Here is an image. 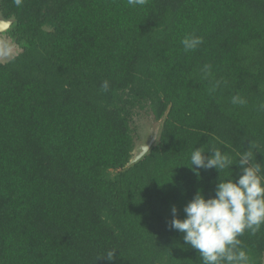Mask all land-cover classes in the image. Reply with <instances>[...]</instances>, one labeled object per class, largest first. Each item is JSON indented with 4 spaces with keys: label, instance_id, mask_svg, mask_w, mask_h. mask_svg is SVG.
I'll return each mask as SVG.
<instances>
[{
    "label": "trees",
    "instance_id": "trees-1",
    "mask_svg": "<svg viewBox=\"0 0 264 264\" xmlns=\"http://www.w3.org/2000/svg\"><path fill=\"white\" fill-rule=\"evenodd\" d=\"M0 13L13 19L0 33L12 48L0 59V264H202L171 210L185 218L198 190L210 198L238 171L197 175L195 148L236 159L254 140L264 163V0H0ZM190 34L203 44L185 52ZM140 111L158 133L127 165L148 137L132 126ZM240 239L264 264V226Z\"/></svg>",
    "mask_w": 264,
    "mask_h": 264
},
{
    "label": "clouds",
    "instance_id": "clouds-1",
    "mask_svg": "<svg viewBox=\"0 0 264 264\" xmlns=\"http://www.w3.org/2000/svg\"><path fill=\"white\" fill-rule=\"evenodd\" d=\"M14 3L19 7L23 0H14ZM146 3L147 0H127L131 7ZM181 44L185 52L195 51L203 44V38L195 34L186 35ZM11 51L10 44L0 41V55L8 56ZM203 71L210 74L211 65L205 64ZM109 87V81L104 80L101 88L108 91ZM231 103L243 105L246 101L237 94ZM259 108L264 110V104ZM246 142V150L238 152L236 159L216 147L207 151L203 147L195 148L190 154L191 166L188 167L197 175L201 168H215L219 173L232 169L233 165L238 168L236 175L233 176L232 171L228 179H220L219 176L214 196L205 198L198 190L183 209L185 218H178L175 206L171 210V228L182 233L184 242L197 250L202 264H251L240 237L245 232L255 234L264 226V163L256 159V152L261 153L260 144L254 140ZM116 251L109 250L106 258L112 261Z\"/></svg>",
    "mask_w": 264,
    "mask_h": 264
},
{
    "label": "rangeland",
    "instance_id": "rangeland-1",
    "mask_svg": "<svg viewBox=\"0 0 264 264\" xmlns=\"http://www.w3.org/2000/svg\"><path fill=\"white\" fill-rule=\"evenodd\" d=\"M1 57L3 59L7 58V57H4L3 55H0V59H2ZM132 126L136 130L137 140L140 143V141L142 142V140L145 139L146 135L150 136L152 134V130H154L157 126H159V122L153 120L149 112L140 111V112H137L136 115L134 116Z\"/></svg>",
    "mask_w": 264,
    "mask_h": 264
},
{
    "label": "water",
    "instance_id": "water-1",
    "mask_svg": "<svg viewBox=\"0 0 264 264\" xmlns=\"http://www.w3.org/2000/svg\"><path fill=\"white\" fill-rule=\"evenodd\" d=\"M13 22L12 18H4L0 13V33L5 31ZM158 126L153 130L152 134L148 136L145 141L141 144H138L135 146V148L132 150V156L127 162V165H130L140 159L151 147L152 143L157 137L158 133Z\"/></svg>",
    "mask_w": 264,
    "mask_h": 264
},
{
    "label": "flooded vegetation",
    "instance_id": "flooded-vegetation-1",
    "mask_svg": "<svg viewBox=\"0 0 264 264\" xmlns=\"http://www.w3.org/2000/svg\"><path fill=\"white\" fill-rule=\"evenodd\" d=\"M152 132H153V130H152Z\"/></svg>",
    "mask_w": 264,
    "mask_h": 264
}]
</instances>
